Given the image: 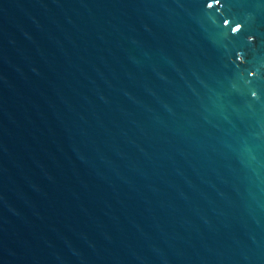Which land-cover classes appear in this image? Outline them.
<instances>
[{"label":"water","instance_id":"water-1","mask_svg":"<svg viewBox=\"0 0 264 264\" xmlns=\"http://www.w3.org/2000/svg\"><path fill=\"white\" fill-rule=\"evenodd\" d=\"M0 264H264V0H0Z\"/></svg>","mask_w":264,"mask_h":264},{"label":"snow or ice","instance_id":"snow-or-ice-1","mask_svg":"<svg viewBox=\"0 0 264 264\" xmlns=\"http://www.w3.org/2000/svg\"><path fill=\"white\" fill-rule=\"evenodd\" d=\"M211 6H212V5L209 4V7H211ZM232 31H234V32L237 31V28H233Z\"/></svg>","mask_w":264,"mask_h":264}]
</instances>
